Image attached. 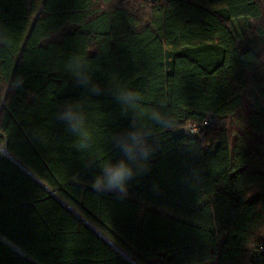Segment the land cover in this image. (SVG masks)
Returning <instances> with one entry per match:
<instances>
[{
	"label": "trees",
	"instance_id": "trees-1",
	"mask_svg": "<svg viewBox=\"0 0 264 264\" xmlns=\"http://www.w3.org/2000/svg\"><path fill=\"white\" fill-rule=\"evenodd\" d=\"M73 54L174 116L127 195L91 187L84 160L120 159L130 118ZM68 101L89 107L86 154ZM0 264H264V0H0Z\"/></svg>",
	"mask_w": 264,
	"mask_h": 264
},
{
	"label": "clouds",
	"instance_id": "clouds-1",
	"mask_svg": "<svg viewBox=\"0 0 264 264\" xmlns=\"http://www.w3.org/2000/svg\"><path fill=\"white\" fill-rule=\"evenodd\" d=\"M66 70L78 86H83L92 95L109 93L121 106L122 114L130 118V125L124 130L108 133L112 147L121 153V158H86V168L98 167L100 174L95 176L91 187L96 192H117L127 195L132 181L137 176L146 174L151 167L154 151L150 140L161 130L175 129V119L168 102L161 98L151 106H146L140 91L126 83L112 80L103 88L93 78V71L81 62L78 54L71 55L66 63ZM89 107L84 101H68L56 113L67 131L74 137L75 148L86 154L92 145L89 131Z\"/></svg>",
	"mask_w": 264,
	"mask_h": 264
},
{
	"label": "built area",
	"instance_id": "built-area-1",
	"mask_svg": "<svg viewBox=\"0 0 264 264\" xmlns=\"http://www.w3.org/2000/svg\"><path fill=\"white\" fill-rule=\"evenodd\" d=\"M143 1H152V2H155L156 0H143ZM208 123L202 125L201 127L200 126H191L189 128H186L185 130L182 131V133L188 137H191V138H196L198 137V135L200 134L201 130H202V127L203 126H207Z\"/></svg>",
	"mask_w": 264,
	"mask_h": 264
},
{
	"label": "rangeland",
	"instance_id": "rangeland-1",
	"mask_svg": "<svg viewBox=\"0 0 264 264\" xmlns=\"http://www.w3.org/2000/svg\"><path fill=\"white\" fill-rule=\"evenodd\" d=\"M9 244H10L14 249H16L18 252L22 253V251H20L19 248H17L16 246L12 245L10 242H9Z\"/></svg>",
	"mask_w": 264,
	"mask_h": 264
},
{
	"label": "crops",
	"instance_id": "crops-1",
	"mask_svg": "<svg viewBox=\"0 0 264 264\" xmlns=\"http://www.w3.org/2000/svg\"><path fill=\"white\" fill-rule=\"evenodd\" d=\"M9 243V242H8ZM12 244V243H11ZM12 245H14V244H12ZM15 246V245H14ZM17 247V246H16ZM18 248V247H17ZM16 250V249H15ZM21 251V250H20Z\"/></svg>",
	"mask_w": 264,
	"mask_h": 264
},
{
	"label": "water",
	"instance_id": "water-1",
	"mask_svg": "<svg viewBox=\"0 0 264 264\" xmlns=\"http://www.w3.org/2000/svg\"><path fill=\"white\" fill-rule=\"evenodd\" d=\"M5 154H7L5 151H4Z\"/></svg>",
	"mask_w": 264,
	"mask_h": 264
}]
</instances>
